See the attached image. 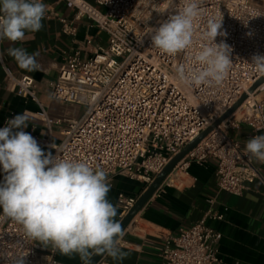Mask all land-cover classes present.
<instances>
[{"label": "built area", "instance_id": "2783aa9c", "mask_svg": "<svg viewBox=\"0 0 264 264\" xmlns=\"http://www.w3.org/2000/svg\"><path fill=\"white\" fill-rule=\"evenodd\" d=\"M58 1L74 12L72 22L59 19L63 33L75 36L73 22L86 19L106 41L100 45L85 38L82 48L65 57L56 79L46 83L51 100L84 108L76 120L50 118L38 101L34 80L3 67L6 89L40 108L36 117L43 128L30 134L45 153L86 161L106 171L109 179L119 175L141 183L145 191L174 157L246 94L240 108L189 152L159 189H181L191 165L214 161L219 192L241 197L259 183L264 198V163L245 150L249 138L264 134V83L248 94L264 77L250 63L253 54H264V0H204L196 44L176 56L153 48L146 34L174 14L180 0ZM213 16H223L227 37L218 36L216 42L224 40L232 47V67L219 86H184L175 78V67L192 63L191 57L205 43L200 36L206 22ZM56 133L61 138L57 143ZM3 174L0 166V177ZM137 200L118 196L122 218ZM207 218L221 220L208 212L190 228L164 237L159 251L162 264H224L216 250L221 236L206 226ZM56 251L28 238L22 226L0 210V264H15L21 256L25 264H61L55 260Z\"/></svg>", "mask_w": 264, "mask_h": 264}, {"label": "clouds", "instance_id": "9594fccd", "mask_svg": "<svg viewBox=\"0 0 264 264\" xmlns=\"http://www.w3.org/2000/svg\"><path fill=\"white\" fill-rule=\"evenodd\" d=\"M204 0H180L168 19L151 28L152 47L162 54L176 56L196 44V23ZM47 5L43 0H0V42H23L26 33L43 27ZM223 16L210 17L200 39L203 43L191 57V64H178L175 78L184 86L221 85L232 67V47L224 40ZM138 42L142 43V38ZM7 54L27 72L41 70L38 52L10 47ZM264 74V54H253L250 62ZM27 111L18 113L0 128V166L5 173L0 182V209L3 216L20 224L25 235L51 245L63 256L79 257L92 264V257L107 255L122 261L125 235L116 220L117 207L108 199L111 182L108 173L86 161L62 159L45 153L36 139L24 129L29 126ZM50 147L55 148L54 144ZM57 150V149H56ZM246 152L264 163V134L246 141ZM25 256L15 264H25Z\"/></svg>", "mask_w": 264, "mask_h": 264}, {"label": "crops", "instance_id": "0c3cea01", "mask_svg": "<svg viewBox=\"0 0 264 264\" xmlns=\"http://www.w3.org/2000/svg\"><path fill=\"white\" fill-rule=\"evenodd\" d=\"M43 3L47 5V12L40 31L26 33L23 42L4 40L0 45V124L9 116L12 118L27 111L31 119L24 131L28 133H39L43 128L42 122L36 117L40 108L6 89L3 67L15 76H29L34 80L38 101L46 108L50 118L76 120L79 117L75 109L64 110V104L50 99L46 83L56 79L65 57L82 48L85 38H93L100 45L106 41L105 35L99 34L86 19L73 22L75 36L63 33L59 19L72 22L74 12L58 0H44ZM10 47H23L30 54L38 52L41 70L27 72L20 69L7 54ZM60 139L56 133L54 141L57 143ZM215 171L214 161H208L203 166L191 165L181 189H158L125 230L121 248L127 253L126 258L114 261L105 255L101 261L106 264H162L159 251L164 237L190 228L210 212L221 217V220L207 218L206 226L221 236L216 250L224 264H264V198L261 185L254 183L241 197L222 193L216 187ZM4 175L0 177V182ZM109 180L111 190L108 199L117 207L116 220L120 222L122 217L117 204L118 196L122 194L138 199L144 193V185L119 175ZM55 260L61 264H82L78 256L69 258L59 251H56Z\"/></svg>", "mask_w": 264, "mask_h": 264}, {"label": "water", "instance_id": "95a60500", "mask_svg": "<svg viewBox=\"0 0 264 264\" xmlns=\"http://www.w3.org/2000/svg\"><path fill=\"white\" fill-rule=\"evenodd\" d=\"M264 83V77L257 81L248 94H252L260 85ZM247 95L244 94L239 101L228 111L221 119H219L211 128L202 133L198 138H196L192 143L187 145L184 150L174 157L169 164L163 169V171L153 180V182L147 187L144 193L138 198L137 202L133 208L128 212V214L123 217L120 221L124 231L130 225L135 216L141 211V209L147 204L151 197L160 188L164 179L172 172V170L177 166V164L189 153L191 152L214 128L219 126L225 119L235 113L238 108L245 102ZM105 255H96L92 257V264H98Z\"/></svg>", "mask_w": 264, "mask_h": 264}, {"label": "rangeland", "instance_id": "374dc122", "mask_svg": "<svg viewBox=\"0 0 264 264\" xmlns=\"http://www.w3.org/2000/svg\"><path fill=\"white\" fill-rule=\"evenodd\" d=\"M103 44H104V42H103ZM63 109L64 110L75 109L78 117H80L84 113V108L79 107V106H74V105H64ZM63 128H65V125L63 126Z\"/></svg>", "mask_w": 264, "mask_h": 264}, {"label": "bare ground", "instance_id": "6f19581e", "mask_svg": "<svg viewBox=\"0 0 264 264\" xmlns=\"http://www.w3.org/2000/svg\"><path fill=\"white\" fill-rule=\"evenodd\" d=\"M238 114H239V112L236 115H238Z\"/></svg>", "mask_w": 264, "mask_h": 264}]
</instances>
